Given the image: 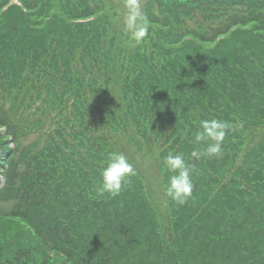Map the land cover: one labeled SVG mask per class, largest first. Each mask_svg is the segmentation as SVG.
<instances>
[{"label": "trees", "instance_id": "16d2710c", "mask_svg": "<svg viewBox=\"0 0 264 264\" xmlns=\"http://www.w3.org/2000/svg\"><path fill=\"white\" fill-rule=\"evenodd\" d=\"M123 5L0 0V264H264V0H142L139 44ZM114 152L135 175L99 194Z\"/></svg>", "mask_w": 264, "mask_h": 264}, {"label": "clouds", "instance_id": "9594fccd", "mask_svg": "<svg viewBox=\"0 0 264 264\" xmlns=\"http://www.w3.org/2000/svg\"><path fill=\"white\" fill-rule=\"evenodd\" d=\"M126 12L123 15V29L130 37V43L139 44L149 33V20L142 10V0H124ZM201 131L194 136L196 143L206 142V148L201 150L207 155H221V145L230 128L228 122L220 119H202L199 122ZM199 151H193L197 158ZM167 170L172 175L168 178L166 195L178 204H184L192 196L194 182L190 178V169L182 155L169 153L164 159ZM135 175V170L127 157L120 152L110 155L106 165L100 172L101 183L97 188L99 194L108 193L119 195L123 188L130 183L129 177Z\"/></svg>", "mask_w": 264, "mask_h": 264}, {"label": "rangeland", "instance_id": "374dc122", "mask_svg": "<svg viewBox=\"0 0 264 264\" xmlns=\"http://www.w3.org/2000/svg\"><path fill=\"white\" fill-rule=\"evenodd\" d=\"M78 128H80V129H81V127H78Z\"/></svg>", "mask_w": 264, "mask_h": 264}]
</instances>
